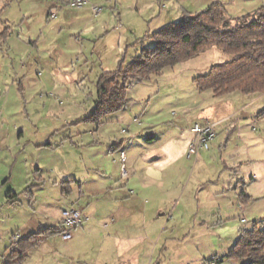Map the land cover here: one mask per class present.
Instances as JSON below:
<instances>
[{"label":"rangeland","instance_id":"rangeland-1","mask_svg":"<svg viewBox=\"0 0 264 264\" xmlns=\"http://www.w3.org/2000/svg\"><path fill=\"white\" fill-rule=\"evenodd\" d=\"M213 1L87 0L77 7L66 0H0V264H17L8 263L12 251L30 233L62 225L72 203L99 215L91 216L90 227L83 221L69 238L50 236L35 246L44 255L34 250L20 264H149L150 257L152 264H241L228 257L240 233L255 223L264 226V91L215 94L201 91L194 80L231 54L209 46L161 74L132 81L126 106L100 115L94 109L99 76L117 69L123 55L128 62L140 48L134 42L180 19L181 11ZM220 1L233 16L264 5V0ZM94 4L102 7L97 15ZM90 8L93 14L85 18L81 12ZM87 23L95 32H81ZM196 117L221 121L211 149L181 161L184 172L176 182L181 194L175 201L165 197L163 208L152 209L143 200L141 211L148 209L149 216L152 210L154 219L146 223L142 214L136 223L120 222L124 238H108L116 226L110 215L118 208L89 192L124 184L131 160L141 159L143 149L153 155L137 165L140 176L154 160L153 168H169L172 155L161 156L157 145H147L137 133L163 120L189 127ZM133 135L143 138L145 148L134 143L132 150L124 149L129 169L124 177L114 146ZM118 242L132 248L124 251Z\"/></svg>","mask_w":264,"mask_h":264},{"label":"trees","instance_id":"trees-1","mask_svg":"<svg viewBox=\"0 0 264 264\" xmlns=\"http://www.w3.org/2000/svg\"><path fill=\"white\" fill-rule=\"evenodd\" d=\"M1 12L2 8L0 20ZM7 36L8 32L3 40ZM138 43L139 50L128 62L125 63L123 55L117 69L104 71L99 76L96 115L126 106L129 101L126 90L132 81L161 74L166 67L194 57L209 46L218 47L232 57L212 64L207 73L194 78L200 90L212 89L215 94L234 90L264 91V5L244 15L233 16L222 1L216 0L196 11L184 10L180 19L145 34L132 45ZM62 231L63 227L48 228L39 233H45L44 237L27 236L12 251L8 263L22 261L28 249L49 233ZM228 257L242 260L241 264H264V226L255 223L244 229Z\"/></svg>","mask_w":264,"mask_h":264},{"label":"crops","instance_id":"crops-1","mask_svg":"<svg viewBox=\"0 0 264 264\" xmlns=\"http://www.w3.org/2000/svg\"><path fill=\"white\" fill-rule=\"evenodd\" d=\"M258 6H260V5H258ZM204 7H200L198 9H194L191 11H196V10L202 9ZM254 9L255 8H253L251 10H254ZM90 13L93 14L91 8L87 9V10H83V12H81V14H83L85 18ZM167 13H168V15L170 14L169 10H167ZM182 14H183V11H181V16H182ZM230 15H232V14L230 13ZM85 18H79V20L85 19ZM169 22L170 21L165 23V25L168 24ZM79 26H80V23L77 24V26H76L77 30H79L81 28V26L80 27ZM88 26H89V24L87 23L85 29L82 31L80 30V31L83 34H85L87 31H88V34L92 33V31L95 32V30H94V28H92V26H91V29H88ZM161 27H159V28H161ZM159 28H157V29H159ZM150 32H152V30L148 31L147 33H150ZM147 33H145V34H147ZM79 34L81 35V33H78V35ZM93 47H94V45H92L91 48L94 49ZM84 48H85V46H84ZM116 55L120 58L121 52L118 50L116 52ZM105 71H112V69L111 70L110 69L105 70ZM198 118L199 117H196L195 122L199 121ZM205 118H207V119L202 120V121L210 120L209 117H205ZM213 121H221V120H213ZM160 123H161V127H160ZM194 123H192V124H194ZM157 124L158 125L150 124V126L147 129L145 128V126H143L144 130L142 132L137 133V134L139 136H143L144 140L147 141L146 142L147 145H149V146L157 145L156 148H157V150L161 151V153H162L161 156L164 154L167 156H169L170 154L172 155V156L170 155L172 160L170 159L171 161L169 162V168H162L161 170L159 169V167L153 168L152 166L157 164V162L153 163V162H155V160H154L153 162L150 163V166L146 169V172L144 173L143 177L140 176V174L137 173V170H138L137 165H140V163L143 164L144 162L149 161L153 155V153L149 154V153H147L148 151L146 152L145 149H143L142 152H144V153L146 152L147 154L142 153L143 154L141 156L142 158L137 159V162L134 159L131 160V164H130L131 165V174H129L130 177L127 178V180L125 181L124 184H117L116 183L117 185H114V186H108V185L100 186V185H98L96 189H93V190H91V192H89L90 194L97 195L98 197H99V195H102V200H104V199L108 200L109 199L111 201V203H114L115 206L118 208V209L112 211V215H110V222H112L113 225H116L115 228H113V230H110L107 233V237L110 239H118V238L123 239L124 238L123 235H119V233H118L119 232L118 228H119L120 222L122 223V222H128V221L129 222L135 221V223H136L138 220L141 219L142 214L144 216L143 221L146 223L151 222V220L154 219V217L151 216L152 210H150L149 216H148V209L144 208V210H142L143 212L141 211V205L142 204L141 205H139V204L143 203V200H144L145 204L149 203V201H151L153 204V205H151L152 209L153 208H163V205H164L163 200H165V197L171 196V198L168 200L175 201L176 196H179L181 194L180 185H179V183H176V182H178V180L179 181L181 180L180 176H181L182 172H184L182 162H184L186 160V156L191 157V156L195 155L197 157V159L199 157L204 156L206 150L211 149L212 143L217 140V136H218V130H217V135H216L215 139L211 142L210 148L201 149L198 154L189 155L188 149H189L190 143L192 141V137H193V132L191 130V126L180 127L181 125L177 121L167 122L164 120L159 121ZM160 128H164V129L162 130ZM146 130H149V131L146 132ZM134 135H136V134H134ZM134 135L129 136L128 138H125L124 141H123L124 138L119 139V141L115 142L114 147H118L120 152L124 149L125 150H128V149L132 150L133 148H135L134 143H137L139 146L145 148V146L142 145L140 142V140L142 141L143 138H141L140 140L138 139V141H136L135 140L136 138L134 137ZM96 141L97 140L94 139L93 142H96ZM127 159L128 158L126 155V161H127ZM115 162H116V160H115ZM71 180L78 181L77 178L71 179ZM163 181L164 182H170V183L165 185V184H163ZM164 185L167 186L168 190L164 189L165 188ZM71 189H72V186H70V190ZM81 193L85 194V192L83 190L80 191L79 195ZM173 194H175V195H173ZM14 195L17 196L18 194L17 193L10 194V196H14ZM154 200H155V202H154ZM159 200H162V202L157 204V201H159ZM72 205H75V204L72 203ZM136 207H138L137 210H136ZM80 208L82 209V214H83V219H84L83 221L88 220L86 225H87V227H90L91 223H89V221H90L89 219L91 218V216H94V214L95 215H99V214L97 212H95L94 208L92 209V207L84 208V206H82ZM159 210H160L161 214H165L164 212L161 211V209H159ZM137 212H138V214H137ZM124 214H126V215L124 216ZM63 218H64V216H63ZM106 226L108 227V224H106ZM56 227H64V224H62L60 226H48V227H45L44 229H40L38 232L34 231V232L30 233L29 235L39 234L40 232L44 231L45 229L56 228ZM140 229H142V228H140ZM46 233H49V232H46ZM54 234H60V233H53V234L49 233L48 237L42 239L35 246L45 243L49 239V237L54 235ZM29 235H27V236H29ZM39 235L42 237L46 236L45 233L39 234ZM129 238L130 239H137L139 237L136 235V236H129ZM61 239H63L62 235H61ZM117 245L119 247H123L124 251H129V248H132V245H123L121 242H118ZM35 246L28 249L26 256L23 258L22 261L17 262V264L18 263L19 264L20 263H26L28 260H30L32 257L31 255L33 254V251L36 249ZM40 250H42V249L38 248L35 251H40ZM42 251H44V252H42V254L44 255L46 250H42ZM218 260L222 261V259H220V258H218ZM152 262H153V259H152V257H150L149 264H152Z\"/></svg>","mask_w":264,"mask_h":264},{"label":"built area","instance_id":"built-area-1","mask_svg":"<svg viewBox=\"0 0 264 264\" xmlns=\"http://www.w3.org/2000/svg\"><path fill=\"white\" fill-rule=\"evenodd\" d=\"M87 0H67L68 4L82 7ZM93 12L97 15L102 9L101 6L94 4L92 6ZM220 121H197L191 126L193 132L192 141L189 146V155L198 154L201 149H208L211 142L217 135V127ZM121 157V171L122 176L126 177L129 174L128 166L126 165V151L120 152ZM63 231L60 233L63 238H69L73 234V230L83 223L82 210L76 206H70L63 211Z\"/></svg>","mask_w":264,"mask_h":264}]
</instances>
